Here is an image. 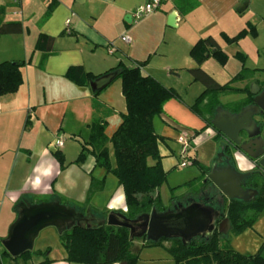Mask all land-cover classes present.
Returning <instances> with one entry per match:
<instances>
[{"label": "crops", "instance_id": "crops-1", "mask_svg": "<svg viewBox=\"0 0 264 264\" xmlns=\"http://www.w3.org/2000/svg\"><path fill=\"white\" fill-rule=\"evenodd\" d=\"M145 2L0 0V25L18 21L22 28L19 33L0 35V62L29 60L20 68L22 82L18 89L0 95V239L14 220L16 205L21 200L37 203L56 199L83 212L88 209L98 218L103 217L106 207L98 202L106 191L105 184L91 195L89 188L91 178H102L105 170L100 168L99 174L92 175L97 167L93 156L90 163H72L81 144L88 140L93 113L90 87L79 86L65 77L70 66L80 65L97 75L120 61L127 66L145 61L141 71L165 85L171 76L169 72L188 71L197 66L189 50L198 39L211 36L223 51L225 45L235 46L233 53H237L242 62L240 70L245 69V77L235 82L236 87H249L253 82L261 86L264 79V74L260 73L264 72V57L260 56L264 54V0H166L153 13L135 20L133 10ZM170 15L174 17L172 20L168 19ZM66 19L70 20L67 27ZM248 24L254 28V35L248 33L239 41L225 42L223 35L234 36L247 29ZM39 34L53 38L51 51L44 59L43 52L34 49ZM123 34L130 37L129 43L119 39ZM112 40L116 49L109 54L107 43ZM201 64L200 67L219 84L237 74L227 77L225 74L219 80ZM227 65L228 60L221 65L222 71ZM243 96L244 93L235 94L237 99ZM97 98L112 110L104 130L110 138L126 112L120 79L107 85ZM234 101L224 100L223 104ZM164 106L153 125L155 121L165 124L162 131L155 132L162 137L157 147L166 175L179 164L177 148L171 142L176 141L179 134L189 136L190 165H196L192 163L194 160L210 167L221 152L214 130L206 127L205 122L185 105L177 106L186 122L166 113ZM58 139L63 140L60 147L55 146ZM56 150L64 157L63 168L53 156ZM72 167L76 170H71ZM250 167L247 160L239 164L240 170ZM188 173L184 183L200 175L194 166ZM209 189L214 187L209 186ZM41 197L48 198L36 200ZM125 209L115 211L125 213ZM65 258L64 250L58 258H50L51 264H80Z\"/></svg>", "mask_w": 264, "mask_h": 264}, {"label": "trees", "instance_id": "trees-1", "mask_svg": "<svg viewBox=\"0 0 264 264\" xmlns=\"http://www.w3.org/2000/svg\"><path fill=\"white\" fill-rule=\"evenodd\" d=\"M21 30L18 21L0 25V35L19 33ZM248 33L255 34L250 24L247 29H242L234 36L223 35V39L227 43H233ZM52 42L51 36L39 34L34 49L42 51L44 59L51 51ZM189 55L197 66L188 71L193 80L199 81L204 86L202 93L189 108L205 122L206 127L210 126V120L216 107L219 106L215 97L217 92L245 93L250 101L252 95L248 86L243 88L231 86L233 82L244 79V68L228 82L219 84L200 67V64L209 57L220 65H224L228 59L214 38L207 36L198 39L190 48ZM28 61L0 62V95L13 93L18 89L22 82L20 68ZM144 63L145 61H141L127 66L120 61L114 67L97 75L85 71L80 65L70 66L65 72V77L79 86H89L90 81L109 73L113 74L110 83L116 79L121 81V93L126 107V112L121 115V123L110 138L105 135L106 118L112 110L97 98L104 88L91 91L93 114L89 123L88 140L81 144L80 152L72 163L83 162L86 153H90L94 157L95 166L103 168L106 173H112L117 179V184L122 188L127 209L124 214L128 218L147 214L152 208L159 212L170 208V205H163L159 195V188L166 179V172L161 166V156L157 147L162 137L155 132L153 120L163 113L164 104L171 98H178V94L174 89L165 87L152 76L143 73L141 67ZM53 156L63 168L62 153L56 150ZM149 160L152 163H149ZM192 163L198 166L200 175L183 183L184 191L181 194L175 195L172 192L169 198L170 204L186 195L198 196L207 187L209 182H203V179L210 167L194 160ZM247 183L257 190L252 201L237 199L227 201L224 196L216 195L222 200L221 211L225 213L230 232L233 233H239L246 227L252 226L260 214L264 213V180L254 173ZM103 185L104 178L92 177L89 195L102 189ZM179 186L181 185L177 187ZM211 191L219 192L216 188ZM59 237L66 253V261L80 264H136L140 249L154 246L164 248L174 264H264V255L259 251L244 255L231 249L227 243H223V246L220 243L221 234L217 232L208 239L193 238L187 244H182L179 239H160L156 242L144 240L145 243L140 248L133 246L136 239L129 240V230L123 226L106 224L96 228L74 226L59 233ZM163 241L170 242L169 246H163ZM46 252L47 249L32 250L12 258L2 248L0 264H4L5 259L12 261L13 264H19V259L22 260L20 264H51ZM32 255L41 259L35 263H28Z\"/></svg>", "mask_w": 264, "mask_h": 264}, {"label": "water", "instance_id": "water-1", "mask_svg": "<svg viewBox=\"0 0 264 264\" xmlns=\"http://www.w3.org/2000/svg\"><path fill=\"white\" fill-rule=\"evenodd\" d=\"M173 18L170 15L168 19ZM112 78L113 74L110 73L101 75L90 81L89 87L91 91L101 90ZM249 93L252 95L251 103L237 112L216 107L210 127L220 134L218 142L221 149L227 145L231 149L229 156H225L223 151L217 154L203 179V182L209 183L195 199L160 212L152 208L149 213L135 218H128L123 212L115 210L110 211L105 218H98L88 209L83 212L56 199L37 203L21 200L16 205L14 220L0 240L1 247L12 258H17L33 250L39 232L47 227L55 228L59 234L74 226L96 228L105 224L126 227L129 240L143 236L152 242L177 238L182 244H187L196 237L208 239L216 229L217 220L223 215L205 199L206 193L211 191L209 186L216 188L227 200L247 201L256 194L255 189L244 187L245 179L253 173L252 165L257 163L264 168V124L259 120L264 114V89L253 82ZM222 156H225L224 163ZM243 160L251 164L248 170L239 169ZM202 196L204 199H201ZM222 224L228 225L227 218L219 225L220 233H224Z\"/></svg>", "mask_w": 264, "mask_h": 264}, {"label": "rangeland", "instance_id": "rangeland-1", "mask_svg": "<svg viewBox=\"0 0 264 264\" xmlns=\"http://www.w3.org/2000/svg\"><path fill=\"white\" fill-rule=\"evenodd\" d=\"M242 39V38H240ZM238 39V41L240 40ZM235 46H226L225 45V53L227 55L228 65L225 68V71H222L221 65L215 61L214 59H211L204 65L201 64L204 69L209 71L210 73H214L219 80L220 78L227 77L228 75H233V73H238L240 71V64L242 63L239 59V55L237 53H233ZM245 56V55H243ZM261 57H264V54H260ZM251 57H249V61L251 60ZM261 74H264V72H260ZM171 74L170 78L166 80L165 85L167 88H172L174 91L178 94V98H171L169 99L165 106L164 110L166 113L170 112L174 115H177V119L183 120L186 122V118L183 117L181 110H178L177 105H185L188 108L195 102L196 98L202 93L204 90L203 84H201L199 81H195L192 78V75L187 70L182 71H174L169 72ZM236 82V81H235ZM235 82L231 84L232 87H236ZM257 84V83H256ZM261 84V82H260ZM251 85L249 86V88ZM235 94L233 92H223V93H216L215 97L217 98V101L219 102V106L223 107H233L234 103H225L223 104V101H234L236 100ZM224 99V100H223ZM173 102H176L177 105H174ZM190 110V108H189ZM191 111V110H190ZM192 112V111H191ZM169 114V113H168ZM157 118V117H156ZM154 130L159 133L162 131L165 127L164 122L161 121H155L154 123ZM174 148H177V154L179 153L180 145L176 141H171ZM80 152V150H77L76 155ZM92 155L90 153H86L84 163H90V157ZM180 161V158H179ZM81 162V163H83ZM181 163V162H180ZM196 167L198 169L197 165H190V163H186L185 165L178 164L173 170L166 175L165 181L162 183V185L159 188V195L161 202L165 206H169L174 204L175 202H172L170 204V196L173 194L179 195L184 191V186L182 185L184 183V178L186 175H188V171L192 167ZM101 167H96V169L93 171L92 175L99 174V171ZM71 170H76L75 167H72ZM105 172V171H102ZM106 173V172H105ZM103 175L102 178H104V184L106 187L105 193L100 197L99 204L104 205L106 208L103 212V216L107 215L110 211L113 210H120L125 207L124 202V196L123 193L118 187L117 179L112 173H106ZM73 177V176H71ZM192 177V176H191ZM178 185H181L177 187ZM177 187L176 189H174ZM174 190H173V189ZM210 190V189H209ZM213 190V189H211ZM214 193V192H213ZM208 196V195H206ZM191 197L190 199H195V196H188L186 195L183 198H180L178 201L185 204L187 202V198ZM204 198V196H202ZM48 197H41L36 200L41 199H47ZM117 207H110L111 204L117 203ZM64 203V202H62ZM120 208V209H119ZM104 218V217H102ZM223 243H227L228 246L241 253V254H254L256 252H260L262 255H264V213H261L260 216L255 220V222L252 224V226H248L245 229H243L239 233H233L229 232L226 236H223L221 238ZM145 243L143 239L137 238L133 242V246L135 248H140L142 244ZM168 241H163V246H169ZM1 246V245H0ZM224 246V245H223ZM47 249V256L49 258H58L62 252L64 251V248L61 243V239L59 237V234L53 227H47L43 230H41L36 237L34 241V247L33 250H41L44 251ZM49 253V254H48ZM168 253L165 251L164 248L160 246H154V247H143L140 249L138 253V260L136 264H173L172 259L168 257ZM38 256L32 255L29 259L28 263H34L36 260H38ZM41 258V257H40ZM8 259L4 260V264H9ZM18 263H22V260L19 259Z\"/></svg>", "mask_w": 264, "mask_h": 264}, {"label": "flooded vegetation", "instance_id": "flooded-vegetation-1", "mask_svg": "<svg viewBox=\"0 0 264 264\" xmlns=\"http://www.w3.org/2000/svg\"><path fill=\"white\" fill-rule=\"evenodd\" d=\"M261 89H264V79H262V83H261ZM246 100V101H245ZM234 103V106L233 107H228V108H226V107H224V105H223V108H225V109H227V110H229V111H231V112H237V111H239L240 109H241V107H243L244 105H246V104H248V103H251V99H250V101L247 99V97H246V95H244L242 98L241 97H238V99L236 98V100L233 102ZM258 118V117H257ZM259 120H261V122H262V124H264V114H262L261 115V117L259 118ZM214 130V129H213ZM214 132H215V134H216V136L219 138V137H221L220 136V134L216 131V130H214ZM231 149V147L229 146V145H227L226 147L225 146H223L222 147V149H221V151H223L224 152V154H225V156H229V150ZM225 156H222V163H224L225 162ZM215 159H216V157H215ZM231 162V161H230ZM252 170H253V173H252V175L254 174V173H256L262 180H264V168H261V167H259L258 165H257V163H254V165H252ZM251 177V175L247 178V179H245V185H244V187L245 188H253V189H255L254 187H252L251 185H249L248 183H247V181H248V179ZM256 190V189H255ZM256 194H257V190H256ZM256 194L254 195V197H252V199H250V200H247V201H252L254 198H255V196H256ZM206 195H208V196H206V200H207V202L208 203H210L211 205H213L214 207H216L217 209H219V211L221 212V213H223L222 211H221V199H220V195H222L220 192H217L216 191V193H213L212 191L211 192H207L206 193ZM216 195H219V196H216ZM223 196V195H222ZM196 197V196H195ZM190 198L191 197H188L187 199L188 200H190ZM201 199H204V198H202L201 197ZM226 199V198H225ZM187 200V201H188ZM227 200V199H226ZM227 201H229V200H227ZM243 201V200H242ZM173 202H175L174 204H172V205H170V208H172V207H174V206H176L178 203H181V204H183L182 202H180V201H178V200H175V201H173ZM107 216V215H106ZM105 215L103 216L104 218L106 217ZM224 218H226L225 217V213H223V215L221 216V217H219V219L217 220V222H216V229H215V231L212 233V235L214 234V233H220L219 232V225L221 224V222H222V220L224 219ZM221 228H222V230H224V233H220L221 234V238L223 237V236H226L229 232H230V226H229V223H228V225H221ZM211 235V236H212ZM196 238H200V237H196ZM140 239H143V240H145V237L143 236V237H141ZM177 239V238H176ZM201 239H205V238H201ZM168 240H170V239H168ZM180 240V239H179ZM220 240H222V239H220ZM180 242H181V240H180ZM223 241H220V243H222ZM182 243V242H181ZM244 255H248V254H244ZM170 256V255H169ZM171 258V257H170ZM172 259V258H171ZM172 262H173V260H172ZM174 264V263H173Z\"/></svg>", "mask_w": 264, "mask_h": 264}, {"label": "built area", "instance_id": "built-area-1", "mask_svg": "<svg viewBox=\"0 0 264 264\" xmlns=\"http://www.w3.org/2000/svg\"><path fill=\"white\" fill-rule=\"evenodd\" d=\"M19 0H13V2H18ZM166 0H146L145 3L140 4L137 6L133 12H132V17L135 20L140 19L143 16H147L157 9L160 8L163 2ZM69 19H66L65 25L66 27L69 25ZM119 39L124 42V43H129L131 41L130 37L127 34H123L119 37ZM114 40L109 41L107 43V52L109 54H112L115 51V45H114ZM177 142L180 145L179 148V153H178V158H180L179 164L185 165L186 163L190 162V156H189V150H190V142H189V136L185 134H179L177 137ZM63 143L62 139H58L55 141V146L60 147ZM181 162V163H180ZM1 249L0 247V256H1Z\"/></svg>", "mask_w": 264, "mask_h": 264}, {"label": "clouds", "instance_id": "clouds-1", "mask_svg": "<svg viewBox=\"0 0 264 264\" xmlns=\"http://www.w3.org/2000/svg\"><path fill=\"white\" fill-rule=\"evenodd\" d=\"M238 159H242V157H238ZM242 170H244V169H242ZM117 206H118V202L110 205V207H117ZM126 210L127 209H125V211Z\"/></svg>", "mask_w": 264, "mask_h": 264}]
</instances>
